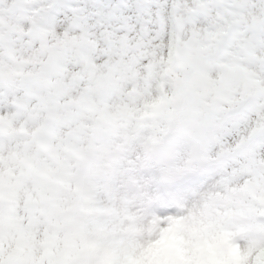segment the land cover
<instances>
[{"label":"snow or ice","instance_id":"6c2138e0","mask_svg":"<svg viewBox=\"0 0 264 264\" xmlns=\"http://www.w3.org/2000/svg\"><path fill=\"white\" fill-rule=\"evenodd\" d=\"M0 264H264V0H0Z\"/></svg>","mask_w":264,"mask_h":264}]
</instances>
